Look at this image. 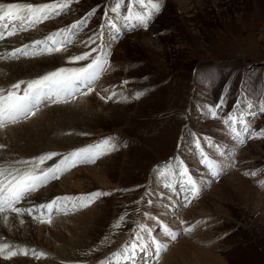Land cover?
Listing matches in <instances>:
<instances>
[{"label":"rangeland","instance_id":"obj_1","mask_svg":"<svg viewBox=\"0 0 264 264\" xmlns=\"http://www.w3.org/2000/svg\"><path fill=\"white\" fill-rule=\"evenodd\" d=\"M50 2L52 0L43 3ZM162 4V11L146 30L139 28L125 32L112 44L110 63L114 70L104 73L97 82L95 91L86 95L87 99L92 95L98 96L97 92L107 96L114 88L118 93L117 97L105 102L98 96L95 108L88 115L74 120L64 113L63 108L54 109V113L58 114L55 120L56 126L60 128L59 135L73 139L76 143L73 150L95 144L109 136L117 138L118 146L115 151L91 165H85L95 166L101 160H106L97 167V171L108 169L110 184L97 190L112 194L67 214L70 217L80 213L99 215L95 216L96 221L89 220L90 223L81 228L85 230L86 227L90 232L87 244L84 245L86 247L80 251H72L68 257L56 255L53 258L51 252L49 254L38 246H29L28 249L46 253V258L38 259L30 254L20 257L43 264H99L132 239L133 230H139L138 225L143 224L151 230L153 237L168 245L167 251L157 254L148 234L142 233L145 237L144 247L121 264H132L131 259L135 258V264H264V205L259 208L255 203L247 208L243 201L236 198L235 188L227 178L232 175L234 179L237 176L236 179L249 181L251 186L260 190V194H255L257 200L260 195H264V188L259 187V182L264 181V138L245 137V143L240 144L230 135L222 121L211 118L207 111L222 96L225 99V106L220 113L222 117L236 110L234 105L238 98L247 100L253 107L248 109L241 104L240 109L246 113L245 118L252 129H264V112L259 110V105L264 102V0H162ZM110 6L111 0H78L66 13L49 19L48 22L44 21L42 25L37 24L31 30L6 38L11 41L28 34L31 36L42 33L41 39L36 40H43L97 8L88 26L67 45V51L45 56H19L17 59L0 60V63L59 57L61 63L58 66L36 77L22 79L24 81L36 79L61 67L85 66L90 59L69 63V57L82 55L89 52L91 47H96L95 44L86 47L83 42L99 30L105 8ZM49 23L54 24L55 28L49 27ZM3 45L0 43V48ZM125 80L129 83L122 85L121 82ZM104 88L109 91L103 92ZM142 91L145 92L144 95L139 99L134 98L136 92ZM120 95L127 97V100L120 101ZM86 96L79 97L81 99ZM46 105L41 108L61 107L65 104ZM248 112L252 114L247 115ZM65 119L69 122L68 125L59 121ZM68 126L76 127L67 129ZM209 130H214L215 133L208 134ZM212 134L216 135V142L209 153L208 143L204 139ZM196 138L201 139L202 149L220 165L218 176H213L200 162V154L194 143ZM40 143L38 140L35 142L36 145ZM4 145L6 147L0 149V152L7 154L9 159L4 164L48 153L22 156L15 153L9 144ZM72 149L49 152L68 153ZM59 159L60 157H54L47 161L41 165L40 170L51 167ZM177 160L188 168L200 188L198 198L188 207H184L185 193L180 190V178L171 179L175 187L170 189L164 186L169 182L168 179L162 180L154 172L157 166L163 167L166 163L175 167ZM74 170L70 169L59 179H71ZM253 171L257 173L255 177L244 175L245 172ZM87 181L90 183L92 179ZM49 184L42 188L47 189ZM168 193L172 196H168ZM38 194L40 191L33 197ZM200 200L205 201L199 202ZM152 203L158 206L156 212L151 211ZM191 207L196 209L185 219L184 215ZM203 212L206 216H203ZM125 213L126 222L114 232L112 224ZM67 215L59 212L52 216L51 224H39H47L51 228L53 223ZM181 220L185 221L183 225ZM197 221L204 223L185 234L183 229L195 225ZM70 225L74 226L73 223ZM161 225H167L180 234L175 240H171L163 235ZM11 231L14 230L11 228ZM77 232L76 235L64 232V237L71 243L78 242L79 236L83 235L80 231ZM105 236H109L110 240L102 246L101 241ZM50 238L47 232L44 244ZM183 239L208 250L219 259L205 261L199 251L185 250L187 247L180 245L176 251L175 248H178V243L183 242ZM59 242L60 240L55 241L58 248L63 243L58 244ZM16 257L18 255L13 258Z\"/></svg>","mask_w":264,"mask_h":264},{"label":"snow or ice","instance_id":"obj_2","mask_svg":"<svg viewBox=\"0 0 264 264\" xmlns=\"http://www.w3.org/2000/svg\"><path fill=\"white\" fill-rule=\"evenodd\" d=\"M78 0H52L50 3H0V41L7 37L16 35L18 32L27 31L37 24L43 23L66 13L73 3ZM162 0H111V6L105 8L104 18L98 31H95L83 44L89 47L93 44L89 52L82 55L69 57V63L87 61L90 62L82 67H61L55 71L48 72L36 79L24 81L20 80L12 84L8 89L0 88V131L11 125H17L35 116L46 104H67L79 96H86L96 89V84L104 73L114 70L110 63L112 44L117 42L125 32L135 31L139 28L147 29L156 16L162 11ZM126 9V10H125ZM97 8L89 11L81 20L51 33L43 40H36L31 45H24L13 49L6 54H0V60L17 59L19 56H41L52 54L53 52L67 51V45L71 44L76 35L86 28L95 15ZM111 13V15H110ZM19 24V27H17ZM95 53L93 56L92 54ZM127 85L129 81L121 82ZM24 85L21 90V86ZM108 92L107 88L102 89ZM105 102L117 97L118 93L113 90L109 95L103 96L96 93ZM145 92H136L134 98L139 99ZM127 100V97L120 95V101ZM119 102V101H118ZM244 104L248 109L253 107L247 100L237 99L234 108L225 116H221V111L225 106V99L222 96L219 102L207 109L208 114L213 119H220L227 127L230 135L240 144L248 139L264 138V129L256 131L252 129L250 122L245 118L246 113L240 109ZM260 112H264V102L259 105ZM248 112L247 115H251ZM117 138L106 137L95 144L80 147L68 153L48 152L31 159H18L11 163L0 164V214L3 215L4 222L8 220V213H15L17 216L27 214L33 220L40 223L51 224L54 212L67 215L81 208L88 207L101 197L111 195L110 192L94 191L78 196H59L50 202L34 205L31 207H19L27 198L42 186L59 179L61 175L70 169L81 165L95 163L101 157L117 149ZM210 144V138L204 139ZM195 147L200 154V162L210 171L213 176H218L221 171L220 165L212 159L201 147V139L196 138ZM6 145L0 144V149ZM54 157H60L51 167L41 169V165ZM156 176L160 179L167 178L168 183L164 186L174 189L171 183L173 177H179L180 190L185 193L184 207H188L192 201L199 196L200 188L198 182L190 175L188 168L182 161L177 160L175 167L166 163L163 167L157 166L154 169ZM244 175L255 177V171ZM259 187L264 188V181L259 182ZM151 203V201H149ZM127 213L121 215L112 224L115 230L120 229L126 222ZM24 221L21 220L20 223ZM181 225L185 221H180ZM203 221H197L195 225L184 228L185 234L191 233ZM163 235L171 240H175L180 234L174 232L167 225H161ZM139 230H133L132 239L126 241L120 249L113 252L110 257L101 260L99 264H121L123 260L129 259L138 249L144 247L145 239L142 233H147L157 254L167 251L168 245L152 236L151 230L143 224L138 225ZM110 240L105 236L101 245H106ZM98 250V249H94ZM35 258H46V253L35 249L13 246L9 243H0V258L10 260L17 255H29Z\"/></svg>","mask_w":264,"mask_h":264},{"label":"bare ground","instance_id":"obj_3","mask_svg":"<svg viewBox=\"0 0 264 264\" xmlns=\"http://www.w3.org/2000/svg\"><path fill=\"white\" fill-rule=\"evenodd\" d=\"M45 1H48V0H0V3H18V2H24V3L25 2H32V3L42 2L43 3ZM48 26L51 27L52 29L55 28L54 24H51V23H49ZM28 35H25L24 37H17V38H14L16 37L14 36L13 37L14 39L11 38L13 39L11 41L7 39L0 41V43L4 44L2 48H0L1 53L6 54L7 52H10L15 48L23 47L27 43L30 44V42H33L36 39H41V35L43 34L40 33L38 35L35 34L31 36H28ZM60 63H61L60 59L57 56L49 57L46 59H36V60H29V61L20 60V62L0 63V88L8 89V87L18 82L19 80L27 79V78L30 79V78L36 77L40 75L42 72H45L47 70H50L51 68L58 66ZM22 88L23 87H21V90ZM77 97H79V95ZM87 97L88 96L83 97L81 99L80 97L79 99L76 98L75 101H72L71 103L65 104L64 106H61V107L48 106V107L41 108L40 111L35 116H33V118H31L30 120L28 119V121L24 123L21 122L17 125H11L7 127L6 129H4L3 131H0V144H3V143L9 144L10 147L13 150H15V153L17 152L19 153V155L28 156V157L40 155L42 153L49 152V151H68L74 148L76 146V143L73 142L72 138L70 139V138L60 137L61 136L59 135L60 128L56 126L57 121L55 120L57 117L56 115L58 114L54 113V109L63 108L64 113L66 112L67 115L70 116L72 120L80 116H86L89 114L90 111H92L95 108L97 102L99 101L98 96L92 95L91 98L89 99H87ZM42 106H47V105H42ZM59 121H62L65 125L69 124V122H66V119L59 120ZM47 125L49 127H47ZM71 128L72 127H69L67 129H71ZM215 129L217 130V128ZM212 132L215 133L214 130H209L208 134ZM218 135H220L219 131H218ZM208 138H210L211 140V143L207 144L208 151H209V149L211 150V147L216 142V139H214L216 138V135L212 134ZM37 140L41 141L40 145L35 144ZM217 159L220 160L219 158ZM6 160H9L7 154L0 152V163L4 164L5 162H8ZM105 162L106 160H101L95 166L87 167L85 165H88V164H81V165H78L80 166L78 168L76 166V169L75 167L72 168V170L74 169L75 170L71 174L72 176L71 179L67 177V179L66 178L61 179V180L56 179V180L49 182L51 184L48 183L50 186L48 185L47 189H43L46 187L44 185L45 187L39 188L37 191H35L29 196L31 197L30 199L28 197L26 201H24L21 205H18V206L19 207H31V206H34L40 203H44L49 198L54 199L56 197L65 196V195L78 196V195L88 194L94 191H98L97 188H100V187L104 188V187L109 186L108 184H110V182H109V177H108V169H102L100 171H97V167L103 165ZM236 177L235 179L232 177V175L227 177L229 183L231 182L230 185H233L235 188L236 198L240 201H243L246 204L247 208H251L252 205L255 203L258 204L259 208H262L264 205V195H260L259 200L255 198V194H260V190H258L256 187L251 186L249 181L242 179V178L236 179ZM87 179H90V180L92 179V181L88 183ZM39 191H40V194L33 197V195L37 194ZM169 195L172 196V194L168 193V196ZM203 201L205 200H202V201L200 200L199 202H203ZM151 206H152L151 211L156 212L158 206L156 205L157 206L156 207L154 203H152ZM195 209L196 207H191L190 209H188L184 215V218L186 219L187 215H191V213L195 211ZM56 213H59V212H54V214ZM204 214L205 213L203 212V216H206ZM7 215H8V220L5 223L3 219V215L0 214V243H9L11 245L13 244V246H20L22 248H29V246L31 247L38 246L39 249L46 250L48 251L47 253L49 254L51 252V256L53 258H56V255L58 256L65 255V257L66 256L68 257L71 255L72 251L83 250L86 247V246L84 247V245L87 244L88 240L86 239H88V235L90 234V232L88 233V230H86V227H85V230H81V228L89 224L90 223L88 222L89 220L93 219L94 221H96L97 218H95V216H99L95 214L91 215L89 213H85V214L80 213V215L75 216V217H70V215H67L66 218H62L58 220L56 223H53L50 228L47 224L46 225L39 224V221L37 220H36L37 222L36 223L32 219V217L28 216L27 214H25L24 216H17V214L15 213H8ZM21 220H23L24 222L20 223ZM70 223H73L74 226H71ZM11 228L14 231H11ZM77 231H80L81 234L83 235L81 237L79 236V238L77 239V241L79 240L78 242L75 241L74 243L73 242L71 243L69 239H66L64 237V232H70V233L72 232V234L74 233L73 235H76L75 232ZM47 232H49L51 238L50 240L47 241L46 244H44L45 243L44 235H46ZM56 240L58 241L60 240V242H63L61 243L62 245H60L59 248L56 247V243H55ZM60 242L58 244H60ZM179 245L182 246L183 248L187 247V248H184L185 250L191 249L193 251H199L202 254L201 256L203 257V259H205V261L219 259L218 256H214L208 250H205V249L199 248L198 246L193 245L186 239H183V242L178 243L177 245L178 248H175V250L180 248ZM136 259L137 258H135V260ZM174 259L175 258L173 257L172 260ZM131 260H132L131 261L132 264H135V260L134 259H131ZM0 264H43V263H37L35 261L29 260L28 258L26 259L24 257L22 258L20 257V255H18V257H16L15 259L12 258L10 260L0 258ZM45 264H52V262L45 263ZM169 264H173V262H170Z\"/></svg>","mask_w":264,"mask_h":264}]
</instances>
